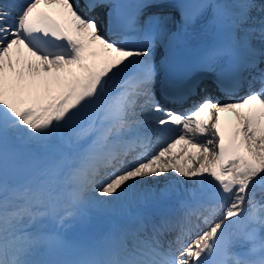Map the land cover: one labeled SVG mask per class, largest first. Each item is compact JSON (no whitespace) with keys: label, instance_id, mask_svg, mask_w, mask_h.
Wrapping results in <instances>:
<instances>
[{"label":"snow or ice","instance_id":"obj_1","mask_svg":"<svg viewBox=\"0 0 264 264\" xmlns=\"http://www.w3.org/2000/svg\"><path fill=\"white\" fill-rule=\"evenodd\" d=\"M198 26L199 66L243 97L158 92ZM257 189L264 0H0V264H264ZM97 210L118 218L67 243Z\"/></svg>","mask_w":264,"mask_h":264},{"label":"bare ground","instance_id":"obj_2","mask_svg":"<svg viewBox=\"0 0 264 264\" xmlns=\"http://www.w3.org/2000/svg\"><path fill=\"white\" fill-rule=\"evenodd\" d=\"M100 27L102 28V26L100 25ZM103 29V28H102ZM180 150L179 149H175L174 150V152H179ZM181 186H184L183 185V182H181ZM159 210H163L162 208H150L149 209V211H159ZM94 213H96L98 216H100V215H103V216H105L106 217V220H107V222L110 224V226H111V224L113 223V222H115V220L118 218L117 217V214L116 213H108V212H105V211H102V210H97V211H92V212H90L89 214H88V217H87V225H89L90 224V220H88L89 218H90V216L91 215H93ZM69 222H72L71 220H69ZM68 222V223H69ZM67 223V224H68ZM73 223V222H72ZM70 225H71V223H70ZM64 226H66V225H64ZM67 228H69L68 226H66ZM73 234V233H72ZM70 235V236H68V237H74V238H77V239H83L86 243H91V242H93L94 240H92V238L90 237L89 238V236L86 234V233H79V235H81L82 237H84V238H82V237H78L77 235Z\"/></svg>","mask_w":264,"mask_h":264}]
</instances>
